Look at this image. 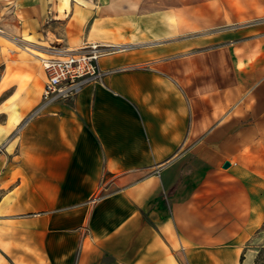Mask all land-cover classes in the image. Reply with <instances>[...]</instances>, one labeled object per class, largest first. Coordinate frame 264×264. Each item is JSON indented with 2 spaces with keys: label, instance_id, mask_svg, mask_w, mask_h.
Masks as SVG:
<instances>
[{
  "label": "crops",
  "instance_id": "1",
  "mask_svg": "<svg viewBox=\"0 0 264 264\" xmlns=\"http://www.w3.org/2000/svg\"><path fill=\"white\" fill-rule=\"evenodd\" d=\"M89 2L6 0L0 264H250L240 256L264 228V0ZM7 41L39 60L30 49L98 42L114 70L31 113L45 72L5 57Z\"/></svg>",
  "mask_w": 264,
  "mask_h": 264
},
{
  "label": "built area",
  "instance_id": "2",
  "mask_svg": "<svg viewBox=\"0 0 264 264\" xmlns=\"http://www.w3.org/2000/svg\"><path fill=\"white\" fill-rule=\"evenodd\" d=\"M111 50L107 45L88 42L69 53L40 57L45 81L40 102L31 113L40 111L49 103L73 98L87 84L102 82L114 68H101L99 59Z\"/></svg>",
  "mask_w": 264,
  "mask_h": 264
},
{
  "label": "rangeland",
  "instance_id": "3",
  "mask_svg": "<svg viewBox=\"0 0 264 264\" xmlns=\"http://www.w3.org/2000/svg\"><path fill=\"white\" fill-rule=\"evenodd\" d=\"M89 1H90L89 5L93 6L96 9H149V8L178 9L177 7L181 5L186 6L189 9H195L198 0H89ZM60 2L62 6L66 5V3L67 5L70 3L71 4L74 3V6L77 8L79 7L78 6L79 2L87 4V0H60ZM5 3L6 0H0V26H2L3 28V30L0 29L1 34L5 33L4 28L8 29L9 31H12L13 30L12 28H14V25H16V22L13 20V17H10L9 14H6L7 8L4 7ZM61 13L60 15H62ZM4 41L6 42V40ZM7 44L8 46L3 48L5 57L15 58V59L17 57L28 58L34 60L35 64L40 67V60L38 59V57H33L29 55L28 53H26V50L20 49V46H16L11 42L7 41ZM8 49H14L16 50L17 53L20 54H16V52L10 53ZM78 49H80V47L77 48L76 50ZM30 51L34 53H38L40 57L56 56V55L41 53L32 49H30ZM246 246H247L246 248H250V251L247 253V255L244 252V254L240 256L241 261L243 262L246 257H247L246 261H248L249 255L251 253L250 264H264V228H262V230L254 237L250 238L246 242ZM188 258H191V255H189ZM188 258H186L184 254H181L180 252L178 253V261L181 264H190Z\"/></svg>",
  "mask_w": 264,
  "mask_h": 264
},
{
  "label": "water",
  "instance_id": "4",
  "mask_svg": "<svg viewBox=\"0 0 264 264\" xmlns=\"http://www.w3.org/2000/svg\"><path fill=\"white\" fill-rule=\"evenodd\" d=\"M229 163H228V161H225L224 162V166H227Z\"/></svg>",
  "mask_w": 264,
  "mask_h": 264
},
{
  "label": "bare ground",
  "instance_id": "5",
  "mask_svg": "<svg viewBox=\"0 0 264 264\" xmlns=\"http://www.w3.org/2000/svg\"><path fill=\"white\" fill-rule=\"evenodd\" d=\"M64 2V1H63ZM66 5H67V3H66Z\"/></svg>",
  "mask_w": 264,
  "mask_h": 264
}]
</instances>
